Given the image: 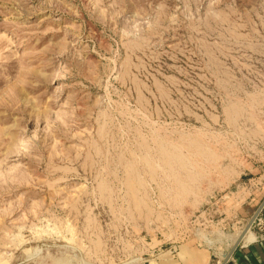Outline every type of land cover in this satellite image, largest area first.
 Wrapping results in <instances>:
<instances>
[{
	"label": "rangeland",
	"instance_id": "rangeland-1",
	"mask_svg": "<svg viewBox=\"0 0 264 264\" xmlns=\"http://www.w3.org/2000/svg\"><path fill=\"white\" fill-rule=\"evenodd\" d=\"M261 176L264 0H0V264L219 247Z\"/></svg>",
	"mask_w": 264,
	"mask_h": 264
},
{
	"label": "crops",
	"instance_id": "crops-1",
	"mask_svg": "<svg viewBox=\"0 0 264 264\" xmlns=\"http://www.w3.org/2000/svg\"><path fill=\"white\" fill-rule=\"evenodd\" d=\"M223 200L222 209L225 211L224 206L228 205L226 210L231 213V217L222 219V224L227 221L223 227L225 230L227 226L228 233H223L220 243H217L219 247L214 243L213 246L174 251L177 252L174 255L170 252L167 254L168 259L160 264H222L264 202V177L261 176L260 180H250L248 184H239L236 192ZM262 212L264 215V209ZM258 237V233L248 232L226 264H264V242L256 241Z\"/></svg>",
	"mask_w": 264,
	"mask_h": 264
},
{
	"label": "water",
	"instance_id": "water-1",
	"mask_svg": "<svg viewBox=\"0 0 264 264\" xmlns=\"http://www.w3.org/2000/svg\"><path fill=\"white\" fill-rule=\"evenodd\" d=\"M264 209V202L263 204L261 205V207L258 209V211L255 213V215L252 217V219L250 220L249 224L247 225V227L245 228V230L243 231V233L241 234V236L239 237L238 241L235 243L232 251L225 256V259L223 261L222 264H226L230 257L232 256V254L234 253V251L238 248V246L241 244L242 240L244 239V237L246 236V234L249 232L251 226H252V223L253 221L256 219V217L263 211Z\"/></svg>",
	"mask_w": 264,
	"mask_h": 264
},
{
	"label": "built area",
	"instance_id": "built-area-1",
	"mask_svg": "<svg viewBox=\"0 0 264 264\" xmlns=\"http://www.w3.org/2000/svg\"><path fill=\"white\" fill-rule=\"evenodd\" d=\"M249 232L258 233L260 237L256 241L264 242V215L261 212L253 221Z\"/></svg>",
	"mask_w": 264,
	"mask_h": 264
},
{
	"label": "bare ground",
	"instance_id": "bare-ground-1",
	"mask_svg": "<svg viewBox=\"0 0 264 264\" xmlns=\"http://www.w3.org/2000/svg\"><path fill=\"white\" fill-rule=\"evenodd\" d=\"M247 241V240H246ZM243 242V241H242ZM250 242V241H249Z\"/></svg>",
	"mask_w": 264,
	"mask_h": 264
}]
</instances>
